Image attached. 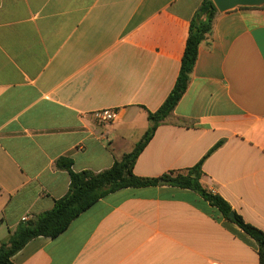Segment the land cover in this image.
<instances>
[{
	"label": "crops",
	"instance_id": "crops-1",
	"mask_svg": "<svg viewBox=\"0 0 264 264\" xmlns=\"http://www.w3.org/2000/svg\"><path fill=\"white\" fill-rule=\"evenodd\" d=\"M205 0H0V244L50 211L75 172L132 152L178 80ZM115 110L112 123L92 114ZM264 230V7L218 11L189 87L134 173L188 175ZM163 181V180H161ZM99 200L15 264H260L256 243L199 193L164 182Z\"/></svg>",
	"mask_w": 264,
	"mask_h": 264
},
{
	"label": "trees",
	"instance_id": "trees-1",
	"mask_svg": "<svg viewBox=\"0 0 264 264\" xmlns=\"http://www.w3.org/2000/svg\"><path fill=\"white\" fill-rule=\"evenodd\" d=\"M218 10L213 0H205L191 21L189 37L182 66L176 85L161 108L155 113H148L151 127L144 134L135 149L126 154L122 160L108 170L100 173L92 171L75 172L73 161L61 158L57 166L66 170L71 179L69 192L55 201L54 208L28 220H22L12 231L8 241L0 244V264H15L13 261L24 247L32 240L45 237L57 238L64 233L80 215L89 210L99 200L116 191L126 188H144L160 185L163 180L166 185L191 189L199 193L211 206L217 208L228 220L238 225L254 242L260 264H264V230H261L245 220L220 196L214 195L201 185L202 166L205 160L220 146L216 145L206 157L188 175H164L161 178H143L134 173L135 164L153 138L155 131L173 113L176 106L186 93L190 84V75L198 59L199 48L212 31ZM233 214L232 219L230 215Z\"/></svg>",
	"mask_w": 264,
	"mask_h": 264
},
{
	"label": "water",
	"instance_id": "water-1",
	"mask_svg": "<svg viewBox=\"0 0 264 264\" xmlns=\"http://www.w3.org/2000/svg\"><path fill=\"white\" fill-rule=\"evenodd\" d=\"M217 10L221 13L233 10L237 7H264V0H213ZM164 181H161L163 183ZM230 217L233 219L234 215Z\"/></svg>",
	"mask_w": 264,
	"mask_h": 264
},
{
	"label": "built area",
	"instance_id": "built-area-1",
	"mask_svg": "<svg viewBox=\"0 0 264 264\" xmlns=\"http://www.w3.org/2000/svg\"><path fill=\"white\" fill-rule=\"evenodd\" d=\"M116 112L117 111L115 110L105 109V110L95 111L91 114L97 123L108 124V123H112L116 119L117 117ZM24 220H28V218Z\"/></svg>",
	"mask_w": 264,
	"mask_h": 264
}]
</instances>
